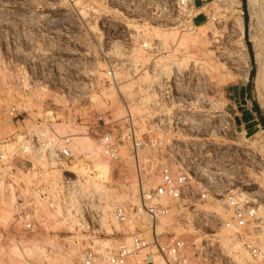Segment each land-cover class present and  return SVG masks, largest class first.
Wrapping results in <instances>:
<instances>
[{"label": "rangeland", "instance_id": "rangeland-1", "mask_svg": "<svg viewBox=\"0 0 264 264\" xmlns=\"http://www.w3.org/2000/svg\"><path fill=\"white\" fill-rule=\"evenodd\" d=\"M193 1L198 11L195 25L184 30L172 24L173 0H0V138L14 131L5 115L14 103L24 109L18 118L21 124L78 137L73 138L75 157L69 167L77 175L76 185L74 190L63 191L72 200L59 202L60 214L57 208L42 207L47 233L34 238L20 235L28 237H20L28 242L57 241L60 249L45 248L50 257H63L61 264H80L79 248L70 241L76 230L81 232L75 218L82 215L90 225L110 229L111 215L101 223L98 206L105 198L98 195L94 182L101 180L99 184L113 196L111 211L119 203L135 204L137 199L134 164L127 150L121 149L126 174H111L116 164L107 161L109 178L98 179L93 162L96 157L106 160L99 151L91 155L86 143L97 147L98 140L85 135V124L99 111L119 116L120 92L128 98L138 95L134 111L145 112L153 99L148 85L156 80L158 70L167 76L185 71L183 84L173 91L180 116L170 124L167 137L172 154L162 151L159 156L185 161L195 181L208 188L209 199L195 202L191 220L200 225L202 212H214L216 217L207 222L214 228L224 218L217 194L248 193L251 198H264L263 124L240 128L228 109L233 93L243 86L250 108L256 106L257 115L264 118V0ZM143 42L156 44L158 51L143 50ZM127 51L136 52L141 68L119 88L110 86L104 80L108 60L119 59ZM21 75L28 89L17 84ZM83 136L89 141L86 139L87 146L81 149L77 142ZM151 154L155 155V149L139 150L141 157ZM44 162L47 160L36 163L41 166ZM47 177L43 176L46 183ZM52 191L58 190L54 187ZM120 194L123 199L118 201ZM4 211L9 215L4 216ZM11 215L9 205L0 202L3 243L19 239L10 233ZM8 256L1 253L0 264H39L34 257L11 260Z\"/></svg>", "mask_w": 264, "mask_h": 264}, {"label": "built area", "instance_id": "built-area-1", "mask_svg": "<svg viewBox=\"0 0 264 264\" xmlns=\"http://www.w3.org/2000/svg\"><path fill=\"white\" fill-rule=\"evenodd\" d=\"M196 15L193 0H173L171 20L175 26L191 30ZM141 47L153 54L158 51L156 44L143 42ZM140 68L136 52L127 51L119 59L108 60L104 80L119 88ZM184 80L185 71L167 76L158 70L156 80L148 85L153 99L145 112L134 111L139 104L138 95L128 98L120 92L119 116H112L109 110L99 111L85 124V135L92 134L98 140L99 154L116 164L111 174H126L121 149L129 152L134 164L137 201L114 206L111 222L118 228L108 221L109 231L90 225L82 215L75 218L81 232L74 231L71 244L79 248L80 264H243L237 258L238 249L247 254L246 264H264V198H251L248 193L217 194L224 218L211 228L207 222L216 215L202 212L203 223L196 225L190 212L196 201L209 199L208 188L195 181L185 161L159 156L162 151H168V156L172 154L167 137L170 124L180 116L173 91ZM17 84L23 90L29 86L23 75ZM23 112L20 103L6 109L5 115L15 128L0 138V179L13 187L15 193L9 230L19 235V239L20 235L34 237L47 233L48 220L42 207L53 210L57 202H70L72 197L63 191L74 190L77 180L76 173L69 169L75 157L73 138L77 137L70 132L58 134L40 126L23 125L18 120ZM144 148L155 149V155L139 156V150ZM38 155L47 159L49 170L59 172L56 181H52L49 173L46 183L43 176L49 171L37 165ZM151 181L156 184L150 186ZM54 187L58 191H52ZM112 240L116 243L112 244Z\"/></svg>", "mask_w": 264, "mask_h": 264}, {"label": "bare ground", "instance_id": "bare-ground-1", "mask_svg": "<svg viewBox=\"0 0 264 264\" xmlns=\"http://www.w3.org/2000/svg\"><path fill=\"white\" fill-rule=\"evenodd\" d=\"M240 28L242 29V24H240ZM182 40V39H181ZM238 57V56H237ZM230 58V59H229ZM229 60H231V55H229ZM247 75V73L245 74ZM247 78V76H246ZM107 96V95H106ZM114 96V93L113 91L110 92V96H109V100L112 99V97ZM108 97V96H107ZM112 101V100H111ZM203 103V102H202ZM78 138V137H77ZM88 137L86 136H83L82 139L84 140H81L79 142H77V145H79L81 147V149H84V143L86 142L85 140L87 139ZM80 140V139H79ZM88 140V139H87ZM89 141V140H88ZM87 145V148L89 147L90 149V152H91V155H95L97 154V152L99 151V147H94L91 143L88 144L86 143ZM85 146V147H86ZM78 147V146H77ZM94 147V148H93ZM73 148V146H72ZM79 148V147H78ZM76 148V149H78ZM80 149V148H79ZM123 152V151H122ZM90 154V153H89ZM43 156L42 155H38L36 157V161L37 160H41V159H44V160H47L46 158H42ZM97 160H95L93 162V167H94V170L96 171L97 173V176H98V179H100L99 177H103V178H109V165L107 164V160L104 161L103 159H98V157H96ZM131 158V157H130ZM40 163V162H39ZM45 163V162H44ZM42 167L45 168V170H48L49 172L48 173H52V181L53 180H57L58 179V175H59V172L57 171V173H55V170H49L48 167H47V163H45L44 165H42ZM95 173V172H94ZM93 173V174H94ZM46 175L48 177H50L49 174H45V177ZM96 176V177H97ZM47 177V178H48ZM49 179V178H48ZM47 179V180H48ZM92 179H94V177H92ZM91 179V180H92ZM96 179V178H95ZM99 181V180H98ZM101 181V180H100ZM99 181V182H100ZM99 182H94L93 183V186L94 188H96L95 190L99 193L98 195H100L101 197L104 196L105 198V203L98 206L100 211H101V215H102V218H101V223H104L105 224V218L110 216L112 217V195L110 193L107 192L106 190V187H104L105 189H103V187L101 186V184H99ZM135 196V195H134ZM14 198H15V193H14V188L11 187V186H7L6 183L0 179V202H5L9 205L10 209H12V205H13V201H14ZM103 198V199H104ZM116 199V198H115ZM121 199H123V196L120 194L119 197H118V201H120ZM102 200V199H101ZM114 201V200H113ZM135 201H137L135 199ZM4 204V203H3ZM100 204V203H99ZM56 211L60 212V209H61V206L59 205V203L57 202L56 204ZM8 208V207H7ZM2 210V209H1ZM54 210V209H53ZM51 210V211H53ZM5 214L4 216H8L9 213L7 211H4ZM7 212V213H6ZM58 212V214H60ZM44 215V214H42ZM66 216V215H65ZM67 219L69 217H66ZM63 220H64V217H63ZM74 219L71 218V220L69 221L70 224L72 225V223L74 222L73 221ZM67 222V221H65ZM47 223V222H46ZM113 224L115 227H117V224L113 221ZM70 225V226H71ZM132 225L129 226V228H131ZM70 229H72L71 227H69ZM225 233H228V231H225ZM72 236V235H71ZM73 237V236H72ZM34 238V237H33ZM71 238V237H70ZM71 241V240H70ZM110 242L108 240H106V244H109ZM224 246L226 247V242L224 241L223 242ZM45 246H48L50 247L51 249H60L59 246H61L57 241H54V240H51V239H48V240H44V241H34V242H28L27 240L25 239H20V240H10L8 243H3L2 241H0V254L1 253H7L9 256V258L13 259V258H23L25 255L26 256H30V257H34L35 259H37V262L39 264H61L62 263V260H63V257L61 256H57L55 255L54 257H50L49 256V253H48V250L47 248H45ZM227 248V247H226ZM241 254V258H238L239 261H241L243 264L245 262V259H247V254L244 253L241 249H240V253ZM41 259V260H38V259ZM43 258V259H42ZM11 259V260H12Z\"/></svg>", "mask_w": 264, "mask_h": 264}, {"label": "crops", "instance_id": "crops-1", "mask_svg": "<svg viewBox=\"0 0 264 264\" xmlns=\"http://www.w3.org/2000/svg\"><path fill=\"white\" fill-rule=\"evenodd\" d=\"M198 13V11H197ZM247 91L242 86L236 92L233 93V98L229 102V110L234 116L235 123L243 129H250L261 125L263 122L262 117L257 115L258 112L255 108H250L247 103Z\"/></svg>", "mask_w": 264, "mask_h": 264}, {"label": "trees", "instance_id": "trees-1", "mask_svg": "<svg viewBox=\"0 0 264 264\" xmlns=\"http://www.w3.org/2000/svg\"><path fill=\"white\" fill-rule=\"evenodd\" d=\"M254 108H255V110L257 111V112H259V109L256 107V106H254ZM262 122L264 121V118L262 117V120H261ZM263 124V127H264V122L262 123Z\"/></svg>", "mask_w": 264, "mask_h": 264}]
</instances>
